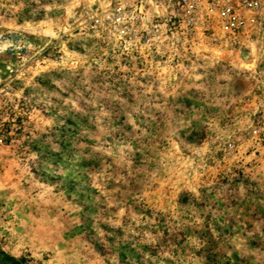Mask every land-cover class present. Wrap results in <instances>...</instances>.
<instances>
[{
    "label": "rangeland",
    "instance_id": "1",
    "mask_svg": "<svg viewBox=\"0 0 264 264\" xmlns=\"http://www.w3.org/2000/svg\"><path fill=\"white\" fill-rule=\"evenodd\" d=\"M237 44L141 0H0V252L21 264H264V0Z\"/></svg>",
    "mask_w": 264,
    "mask_h": 264
},
{
    "label": "built area",
    "instance_id": "2",
    "mask_svg": "<svg viewBox=\"0 0 264 264\" xmlns=\"http://www.w3.org/2000/svg\"><path fill=\"white\" fill-rule=\"evenodd\" d=\"M132 1L140 4L141 0ZM145 2L183 8L195 21H213L235 44L247 29L245 13L259 9L262 4V0H145ZM4 141L0 125V145H3Z\"/></svg>",
    "mask_w": 264,
    "mask_h": 264
},
{
    "label": "trees",
    "instance_id": "3",
    "mask_svg": "<svg viewBox=\"0 0 264 264\" xmlns=\"http://www.w3.org/2000/svg\"><path fill=\"white\" fill-rule=\"evenodd\" d=\"M0 264H21V261H17L0 252Z\"/></svg>",
    "mask_w": 264,
    "mask_h": 264
}]
</instances>
